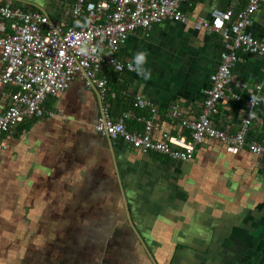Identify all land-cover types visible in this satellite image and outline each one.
<instances>
[{
  "label": "crops",
  "instance_id": "crops-1",
  "mask_svg": "<svg viewBox=\"0 0 264 264\" xmlns=\"http://www.w3.org/2000/svg\"><path fill=\"white\" fill-rule=\"evenodd\" d=\"M73 1L0 0V8L43 11L63 21ZM244 7L236 0L184 1L185 22L166 19L132 32L117 55L133 69L103 70L112 114L122 117L132 97L142 95L158 107L156 137L164 129L187 134L169 111L178 104L185 117L200 115L210 77L228 49L220 33L195 22L215 8L233 9L234 21ZM245 31L264 33V8ZM9 32L0 28V37ZM138 51L148 54V75L136 70ZM1 52L0 46V72ZM239 55L213 121L237 132L249 99L257 97L248 140L260 139L264 54ZM11 91L0 83V113ZM45 106L57 115L26 120L1 137L0 264H264L263 155L248 146L231 153L208 138L184 162L110 139L94 129L101 101L80 75ZM144 114L127 116V126H143L138 117Z\"/></svg>",
  "mask_w": 264,
  "mask_h": 264
},
{
  "label": "built area",
  "instance_id": "built-area-1",
  "mask_svg": "<svg viewBox=\"0 0 264 264\" xmlns=\"http://www.w3.org/2000/svg\"><path fill=\"white\" fill-rule=\"evenodd\" d=\"M184 1L191 0H74L70 19L63 21L43 11L1 7L0 28L10 32L0 37V83L12 87V91L9 106L0 113V145L2 135L13 132L20 123L56 116L57 112L45 106L46 100L68 89L80 75L87 88L96 89L101 101L94 129L110 139L121 138L134 149L184 162L193 160L198 146L208 138L222 141L231 153L248 146L253 153L264 156V136L248 140L256 117L254 107L259 103L257 97L249 99L250 111L237 132L222 129L213 121L228 93L239 52L264 54V33L256 37L245 31L253 22L254 13L264 8V0H236L244 2L245 7L237 12L234 21L233 9L220 8L213 9L208 18L196 20L197 29L220 33L228 49L221 53L219 66L210 77L200 115L187 118L178 104L169 111L168 116L180 119L187 134L164 129L156 137L160 129L155 124L158 107L142 95L132 97L130 111L122 117L112 114L104 68L133 69L132 63L117 55L130 34L138 28L150 29L166 19L185 22L187 17L181 9ZM81 48L86 51H80ZM137 110H146L149 115L138 117L143 126L130 129L126 118L137 117Z\"/></svg>",
  "mask_w": 264,
  "mask_h": 264
},
{
  "label": "clouds",
  "instance_id": "clouds-1",
  "mask_svg": "<svg viewBox=\"0 0 264 264\" xmlns=\"http://www.w3.org/2000/svg\"><path fill=\"white\" fill-rule=\"evenodd\" d=\"M80 51L83 52V51H86V49L81 48ZM147 57H148V54L145 51H138L134 57L136 70L144 75L149 74L147 70L143 67L147 61Z\"/></svg>",
  "mask_w": 264,
  "mask_h": 264
}]
</instances>
